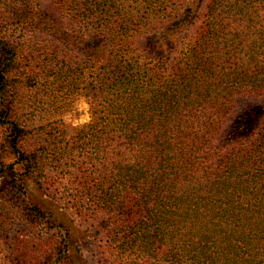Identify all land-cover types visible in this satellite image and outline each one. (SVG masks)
<instances>
[{"label":"trees","instance_id":"trees-1","mask_svg":"<svg viewBox=\"0 0 264 264\" xmlns=\"http://www.w3.org/2000/svg\"><path fill=\"white\" fill-rule=\"evenodd\" d=\"M79 97L86 123L46 114ZM263 97L264 0H21V46L0 29V200L62 226L27 177L117 264H264Z\"/></svg>","mask_w":264,"mask_h":264},{"label":"rangeland","instance_id":"rangeland-1","mask_svg":"<svg viewBox=\"0 0 264 264\" xmlns=\"http://www.w3.org/2000/svg\"><path fill=\"white\" fill-rule=\"evenodd\" d=\"M0 29L11 34L21 46V0H17L14 4L9 3L6 8H0ZM9 82L15 93V114L21 119V48L18 63L10 75ZM36 88L35 86L31 88L33 90L27 105L34 104L35 107L38 105L39 96L36 95ZM255 102L264 109V97ZM88 108L86 100L82 97L71 100L66 105L57 102L55 105L45 106L46 114L59 118L61 124L68 129L80 126L89 120ZM82 118L86 119L82 120ZM235 123L236 126L239 125L237 124L239 120ZM11 161L12 159L8 158L5 163ZM15 167L20 168L19 165ZM9 174L6 170L4 175L0 176V197L9 180ZM19 179L21 182V177ZM23 182L27 200L46 211H51L52 217L59 220L62 226L53 227L48 223L35 221L36 219L31 223L25 218L22 210L20 212L7 199L0 200L1 264H56L58 246L61 248L58 258L63 260L60 264H117L106 253L103 234L96 222L85 221L82 218H74L73 222L72 216L61 210L56 203L48 200L43 191L30 179L24 177Z\"/></svg>","mask_w":264,"mask_h":264},{"label":"clouds","instance_id":"clouds-1","mask_svg":"<svg viewBox=\"0 0 264 264\" xmlns=\"http://www.w3.org/2000/svg\"><path fill=\"white\" fill-rule=\"evenodd\" d=\"M83 119H86V118H82V120H83ZM74 123H76V122H74Z\"/></svg>","mask_w":264,"mask_h":264}]
</instances>
